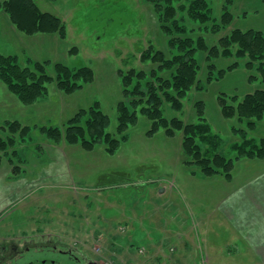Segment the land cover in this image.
I'll list each match as a JSON object with an SVG mask.
<instances>
[{
	"label": "rangeland",
	"instance_id": "obj_1",
	"mask_svg": "<svg viewBox=\"0 0 264 264\" xmlns=\"http://www.w3.org/2000/svg\"><path fill=\"white\" fill-rule=\"evenodd\" d=\"M36 1L42 11L66 24L67 38L27 35L8 17L9 25L0 22V54L18 57L23 66L46 61L71 68L88 66L95 76L92 83L70 95L56 83L50 84L47 94L31 106L23 105L0 81V135H6L2 127L7 122L32 128L22 145L8 153L0 151V173L10 177V170L17 168L18 173H13L16 181L10 180L16 185L26 181L12 208L2 214L0 230L14 227L11 233L41 230L53 234L65 244L86 250L100 264H151L149 252L161 244L168 256L163 264H200L201 260L202 264H254L248 254L252 249L237 236L230 238L232 231L220 205L238 189L245 175L260 169L256 166L264 159L235 161L232 183L222 176H196L194 167L185 163L183 132L168 137L162 129L149 138L152 122L143 115L114 156L107 154L104 145L86 152L66 141L56 144L41 132L42 128L64 129L79 110L99 102L112 120L109 132L116 133L117 104L123 100L119 71H149L153 66L143 64L141 56L151 46L169 54L170 36L162 30L153 5L147 0ZM192 1L174 3L175 18L186 36L204 39L210 49L217 47L219 55L212 52L209 60L208 52L199 54L198 82L203 89L191 90L181 112L165 104L164 115L186 124L199 123L196 104L203 102L212 133L223 140L219 153L235 159L233 146L244 140L238 131L244 130L247 139L259 143L264 139V120L256 121L254 131L248 130L247 119L224 117L220 100L229 97L237 105L248 94L264 90L260 71L264 59L237 57V45L230 46L232 56L225 57L222 40L237 29L264 33V0H206L209 19L205 23L191 16ZM225 14L231 17L227 23ZM74 47L76 52L71 51ZM49 74L54 76L53 71ZM61 165L65 173L58 175ZM41 167H49L47 175L27 182Z\"/></svg>",
	"mask_w": 264,
	"mask_h": 264
},
{
	"label": "trees",
	"instance_id": "obj_2",
	"mask_svg": "<svg viewBox=\"0 0 264 264\" xmlns=\"http://www.w3.org/2000/svg\"><path fill=\"white\" fill-rule=\"evenodd\" d=\"M147 1L153 5L162 23V30L170 36L169 54L151 46L141 56L143 64L149 63L153 66L149 71L135 68L126 72L119 71L123 100L117 104L116 133L109 132L112 120L102 110L99 102H95L88 109L79 110L64 129L42 128L41 132L56 144L66 141L71 146H81L86 152H93L98 146L104 145L107 154L114 156L122 144L128 142L130 128L137 126L140 115H143L152 122L147 132L149 138H153L162 129L168 137H174L177 131L183 132L182 148L187 157L185 163L194 167V175L206 178L222 176L230 182L233 179L235 161L243 158L264 159V139L258 143L255 139H247L244 130L238 131L244 140L241 144L233 146L237 153L236 158H227L219 153L223 140L219 135L212 133L211 126L206 121L203 102L196 104L199 123L186 124L177 117H165V104L174 111L181 112L191 90L194 87L203 89V85L198 82L199 54L208 52L209 59L210 53L219 55V50L217 47L210 49L204 39L195 40L185 35L186 30L180 27L175 18L177 11L174 3L181 0ZM208 8L206 0H193L190 6L191 16L205 23L209 19ZM0 13L6 14L13 25L27 35L57 34L61 39L67 38L66 24L56 15L42 11L36 0L0 1ZM224 20L225 23L227 20L229 22L230 15L225 14ZM222 43L225 57L232 56L230 46L237 45V57L249 56L253 61L264 59V33L261 31L237 29L231 37L224 38ZM77 50L78 48L74 47L71 51ZM251 65L252 63L249 64ZM50 70L54 72V76L49 74ZM260 71L264 83V68ZM94 76L93 69L88 66L71 68L66 64L51 61L23 66L18 57L0 54V81L6 84L9 91L25 106L34 105L44 97L50 84L56 83L60 91L70 95L92 83ZM234 99L235 97H232V100ZM230 100L229 97H222L220 100L225 118L247 119V128L251 131L256 129V121L264 120V90L248 94L242 101H238L237 105L231 104ZM233 102L235 103V100ZM2 129L7 133L0 135V151L5 153L19 144L22 145L32 131V128L24 127L19 122H7ZM202 145L208 148L203 151ZM1 161L0 155V166ZM14 172L18 173L17 168Z\"/></svg>",
	"mask_w": 264,
	"mask_h": 264
},
{
	"label": "crops",
	"instance_id": "obj_3",
	"mask_svg": "<svg viewBox=\"0 0 264 264\" xmlns=\"http://www.w3.org/2000/svg\"><path fill=\"white\" fill-rule=\"evenodd\" d=\"M2 20H5V25L10 24L7 15L0 14V22ZM14 31L16 32L15 29ZM61 161V159L55 160V162ZM260 163V165L256 164V167L260 169L245 175L243 181L238 185V189L220 205L221 213L232 231L230 238L237 236L252 249V253L248 252V254L253 257L250 262H255L254 264H264V162ZM48 168H39L31 175L32 178H26L27 182H32L33 178L46 176ZM61 170H63V173L60 172ZM13 173L10 170V177L5 172L0 173V180H4L1 181L3 184L0 183V218L2 214L7 212V208H12L11 204L14 205L17 196L21 195L22 189L26 187L23 186L26 181L22 182L19 178L21 174L18 176L19 184L16 185V178ZM64 173L65 170L62 165L59 166L56 174ZM11 178H14L15 181L10 180ZM5 180H8V182ZM230 182H234V177ZM149 253L148 257L151 259L148 262L151 264H163L168 259L164 251V244L156 245ZM200 264H202V260Z\"/></svg>",
	"mask_w": 264,
	"mask_h": 264
},
{
	"label": "flooded vegetation",
	"instance_id": "obj_4",
	"mask_svg": "<svg viewBox=\"0 0 264 264\" xmlns=\"http://www.w3.org/2000/svg\"><path fill=\"white\" fill-rule=\"evenodd\" d=\"M13 228L0 230V264H100L86 250L65 244L53 234L11 233Z\"/></svg>",
	"mask_w": 264,
	"mask_h": 264
},
{
	"label": "built area",
	"instance_id": "obj_5",
	"mask_svg": "<svg viewBox=\"0 0 264 264\" xmlns=\"http://www.w3.org/2000/svg\"><path fill=\"white\" fill-rule=\"evenodd\" d=\"M140 252H141V253H144V251H142V250H141Z\"/></svg>",
	"mask_w": 264,
	"mask_h": 264
}]
</instances>
